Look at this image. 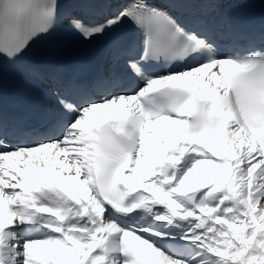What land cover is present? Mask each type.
<instances>
[{
	"label": "snow or ice",
	"instance_id": "1",
	"mask_svg": "<svg viewBox=\"0 0 264 264\" xmlns=\"http://www.w3.org/2000/svg\"><path fill=\"white\" fill-rule=\"evenodd\" d=\"M60 6L0 0V60ZM124 21L144 37L128 61L142 86L60 98L66 120L35 144L0 127V264H264V48L222 56L153 0L72 26L91 40Z\"/></svg>",
	"mask_w": 264,
	"mask_h": 264
}]
</instances>
